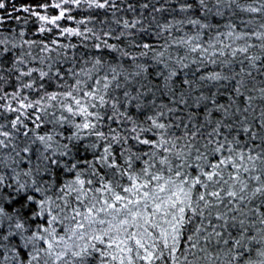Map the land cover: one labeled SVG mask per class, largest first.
Listing matches in <instances>:
<instances>
[{"label": "snow or ice", "instance_id": "snow-or-ice-1", "mask_svg": "<svg viewBox=\"0 0 264 264\" xmlns=\"http://www.w3.org/2000/svg\"><path fill=\"white\" fill-rule=\"evenodd\" d=\"M0 264H264V0H0Z\"/></svg>", "mask_w": 264, "mask_h": 264}]
</instances>
